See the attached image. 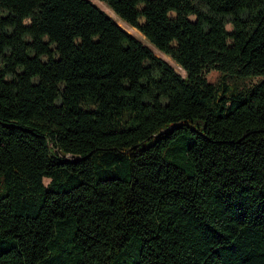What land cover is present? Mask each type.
<instances>
[{
  "label": "trees",
  "instance_id": "trees-1",
  "mask_svg": "<svg viewBox=\"0 0 264 264\" xmlns=\"http://www.w3.org/2000/svg\"><path fill=\"white\" fill-rule=\"evenodd\" d=\"M100 1L186 75L92 0H0V264H264V0Z\"/></svg>",
  "mask_w": 264,
  "mask_h": 264
},
{
  "label": "rangeland",
  "instance_id": "rangeland-1",
  "mask_svg": "<svg viewBox=\"0 0 264 264\" xmlns=\"http://www.w3.org/2000/svg\"><path fill=\"white\" fill-rule=\"evenodd\" d=\"M94 3H96L99 7H101L103 10H105L110 16H112L117 22L118 24L128 33H130L131 35L135 36L137 39H139L140 41H142L143 43L147 44L150 48L153 49L154 53L161 57L164 58L165 60H167L175 69L178 73H180L182 76H185V71L179 67L169 56H167L166 54H164L163 52L159 51L158 49H156L155 47H153L145 38V36L135 27H131L129 26L127 23L123 22L122 20H120L115 14L114 12L107 6L106 3L100 1V0H92ZM221 76V72H219L218 70H212L210 72H208L206 74V77L208 79V81L212 82V83H216L218 82L219 78ZM259 78H245V79H230L229 82L231 84H235L237 87L239 88H245V87H250L256 83L259 82ZM45 183H49V179L45 178Z\"/></svg>",
  "mask_w": 264,
  "mask_h": 264
}]
</instances>
